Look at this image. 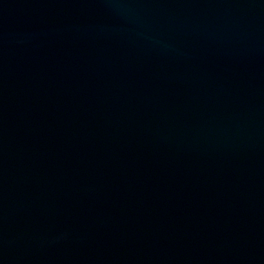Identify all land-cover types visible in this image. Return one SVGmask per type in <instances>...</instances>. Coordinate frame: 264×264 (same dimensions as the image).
I'll use <instances>...</instances> for the list:
<instances>
[{"label": "water", "instance_id": "water-1", "mask_svg": "<svg viewBox=\"0 0 264 264\" xmlns=\"http://www.w3.org/2000/svg\"><path fill=\"white\" fill-rule=\"evenodd\" d=\"M0 264H264V0H0Z\"/></svg>", "mask_w": 264, "mask_h": 264}]
</instances>
